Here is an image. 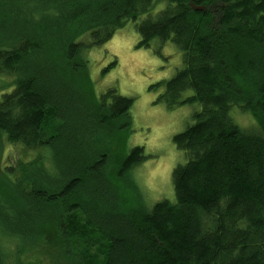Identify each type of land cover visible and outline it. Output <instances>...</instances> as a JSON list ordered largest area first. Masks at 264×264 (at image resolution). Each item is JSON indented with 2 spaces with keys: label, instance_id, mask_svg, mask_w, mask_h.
<instances>
[{
  "label": "trees",
  "instance_id": "1",
  "mask_svg": "<svg viewBox=\"0 0 264 264\" xmlns=\"http://www.w3.org/2000/svg\"><path fill=\"white\" fill-rule=\"evenodd\" d=\"M128 21L139 46L158 38L182 51L157 100L200 105L173 136L185 157L172 170L174 201L150 208L139 196L122 209L109 152L93 147L102 125H127L132 99L110 89L85 113L76 97L85 51ZM4 75L0 139L23 154L0 158L3 237L43 246L55 264H264V0H0ZM236 111L255 125L240 126ZM142 150L125 153L117 179ZM5 248L0 264H10Z\"/></svg>",
  "mask_w": 264,
  "mask_h": 264
},
{
  "label": "rangeland",
  "instance_id": "2",
  "mask_svg": "<svg viewBox=\"0 0 264 264\" xmlns=\"http://www.w3.org/2000/svg\"><path fill=\"white\" fill-rule=\"evenodd\" d=\"M199 6L204 7L202 10L205 11V6ZM140 39L133 22H126L108 41L85 51L87 76L80 78L82 86H78V81L71 85L75 88L78 86L86 97L81 93L76 95L83 101L80 109L85 113L110 89L132 99L127 125L122 126V121L102 125L103 142L100 145L98 140H94L97 144L93 146L97 152H109L108 176L119 187L117 195L122 209L136 204L140 197L149 208L164 199L174 201L172 170L183 163L185 157L174 144L173 136L185 130L193 122L194 112L200 110L198 103L168 108L157 100L162 82L172 78L182 67V51L171 41L164 42L158 38L152 39L148 46H139ZM12 80V76H1L0 91L9 88ZM4 83H9V86L5 88ZM157 83L161 84L153 87ZM234 115L235 121L244 128L255 125L247 112L236 111ZM1 143L2 166L19 157L18 154L23 151L19 144L6 143L2 138L0 147ZM135 146L143 148L144 160L131 169L127 178L117 179L120 162L125 153ZM29 153L33 159L36 152ZM22 160L27 159L24 157ZM44 164L48 166L47 161ZM132 185L134 188L130 191ZM44 231L47 237L54 236L50 226ZM0 246L6 247L3 252L10 264H19V260L26 264L56 263L52 258L56 253L47 254L41 245L16 246L13 240L0 234Z\"/></svg>",
  "mask_w": 264,
  "mask_h": 264
},
{
  "label": "water",
  "instance_id": "3",
  "mask_svg": "<svg viewBox=\"0 0 264 264\" xmlns=\"http://www.w3.org/2000/svg\"><path fill=\"white\" fill-rule=\"evenodd\" d=\"M193 8H194V10H196V9H197V10H202V9H204V7H201V6H194Z\"/></svg>",
  "mask_w": 264,
  "mask_h": 264
}]
</instances>
